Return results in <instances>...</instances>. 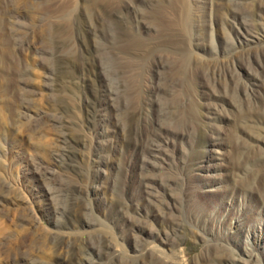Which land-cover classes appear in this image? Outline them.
Wrapping results in <instances>:
<instances>
[{"label":"rangeland","instance_id":"374dc122","mask_svg":"<svg viewBox=\"0 0 264 264\" xmlns=\"http://www.w3.org/2000/svg\"><path fill=\"white\" fill-rule=\"evenodd\" d=\"M0 264H264V0H0Z\"/></svg>","mask_w":264,"mask_h":264},{"label":"bare ground","instance_id":"6f19581e","mask_svg":"<svg viewBox=\"0 0 264 264\" xmlns=\"http://www.w3.org/2000/svg\"><path fill=\"white\" fill-rule=\"evenodd\" d=\"M162 149H163V145L162 144H156V145H153L152 146V148H151V150H149V155L151 156V161L150 162H152L153 164H154V160H155V158H157L158 156H157V152H159V153H161L162 152ZM156 154V155H155ZM145 166L147 167V164H145ZM149 168V167H148ZM146 188H150V186L149 185H146L145 186Z\"/></svg>","mask_w":264,"mask_h":264}]
</instances>
